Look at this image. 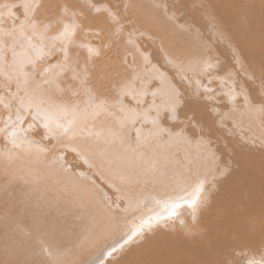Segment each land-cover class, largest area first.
Returning <instances> with one entry per match:
<instances>
[{"label": "snow or ice", "instance_id": "1", "mask_svg": "<svg viewBox=\"0 0 264 264\" xmlns=\"http://www.w3.org/2000/svg\"><path fill=\"white\" fill-rule=\"evenodd\" d=\"M129 7L125 3L122 11L119 0L115 4L112 0L0 2V161L10 165L23 159L43 160L49 167L58 164L71 173L64 163L71 155L90 170L99 167L101 174L106 172L115 201L101 193L95 181L88 182L93 196L104 205L109 224L117 229L102 246L105 259L99 264H120L127 252L159 228L174 229L177 222L186 228L185 216L195 223L207 203L209 183L230 173L232 161L221 168L211 152V141L203 134L201 106L219 117L215 122L220 127L241 110L259 113L264 120V104L254 106L241 83L242 79H259L264 91V65L259 77L250 71L215 16L207 14L209 32L231 50L233 62L227 68L211 54L208 43L199 53L176 55L161 41L163 64L153 63L152 53L142 43L146 33L129 19ZM155 7L177 31L205 40L195 21L181 22L182 13L175 5L170 8L168 0ZM90 34L98 44L77 40ZM114 46L123 50V75L108 68L97 73L96 61ZM73 48L78 49L75 56ZM80 51L86 53L83 60ZM153 81L166 87L151 89ZM176 82L186 88L182 91ZM149 94L151 103L145 99ZM189 100L194 106L181 119V109ZM221 103L228 108L223 113L218 107ZM164 114L176 131L162 125ZM145 125H151L147 135ZM197 131L199 136L194 135ZM174 143L194 146L200 156L210 153L218 176L212 175L210 181L208 171L192 166L169 174L165 153ZM260 149L264 151V141ZM37 242L44 253L53 255V242L46 234L40 233ZM217 264H264V241L258 247L226 248Z\"/></svg>", "mask_w": 264, "mask_h": 264}, {"label": "bare ground", "instance_id": "2", "mask_svg": "<svg viewBox=\"0 0 264 264\" xmlns=\"http://www.w3.org/2000/svg\"><path fill=\"white\" fill-rule=\"evenodd\" d=\"M8 2L19 3L21 0ZM45 2L55 3V0ZM119 2L122 11L125 3L130 5L129 19L146 33L142 43L152 53L153 63L159 61L163 64L159 52L161 41L169 52L176 55L185 51L199 53L203 44L208 43L211 54L227 68L233 62L231 50L209 32L207 14H211L239 50L241 61L259 77L264 65V0H168L170 8L175 5L178 13H182L181 22L195 21L196 27L204 34V41L177 31L167 22L155 7L163 0ZM194 3L197 7H192ZM22 11L18 10L20 19H23ZM89 22L95 21L90 17ZM149 36L155 38L154 42L148 39ZM85 39L93 44L99 43L92 34L86 38L83 35L77 37L78 41ZM71 51L75 56L78 49ZM85 55L80 51L81 60ZM122 57V48L114 46L111 51H105L96 61L97 73L108 68L113 74L119 72L123 75ZM176 83L182 91L186 88V85ZM241 83L254 106L264 104L259 79L255 82L242 79ZM164 87L166 85L159 81L151 84V89ZM145 99L151 103L150 94ZM193 106V101H186L181 109V119L183 113ZM218 107L221 113L228 110L223 103ZM200 111L204 116L203 134L211 141V152L215 153L221 168L232 161L230 173L209 183L207 203L195 223L191 216H185L186 228H181L177 222L174 229L171 226L157 229L147 235L143 243L127 252L120 264H217L226 248L258 247L264 241V151L260 149V143L264 141V120L259 113L241 110L233 114L225 127H220L215 122L219 117L204 112L203 106ZM161 123L177 130L166 114L162 115ZM150 129L151 125H145L144 134L147 135ZM188 134L193 135L191 129ZM200 134L197 131L194 135ZM33 135L40 138L36 133ZM165 154L170 165L169 174L192 166L208 171L210 181L212 175L218 176L213 171L210 153L200 156L194 146L174 143ZM64 163L71 167V173L64 172L58 164L49 167L43 160L23 159L10 165L0 161V262L3 264L24 260L31 264H47L49 260L58 261V264H99L105 259L101 255L102 246L110 233L117 229L114 223L109 224L106 209L99 203V198L93 196L88 182L95 181L100 192L115 201L116 194L107 187L109 177L106 172L101 174L99 167L90 170L71 155ZM73 173H83L84 176H73ZM40 233L46 234L53 242L51 257L37 242Z\"/></svg>", "mask_w": 264, "mask_h": 264}, {"label": "rangeland", "instance_id": "3", "mask_svg": "<svg viewBox=\"0 0 264 264\" xmlns=\"http://www.w3.org/2000/svg\"><path fill=\"white\" fill-rule=\"evenodd\" d=\"M69 82V81H68Z\"/></svg>", "mask_w": 264, "mask_h": 264}]
</instances>
